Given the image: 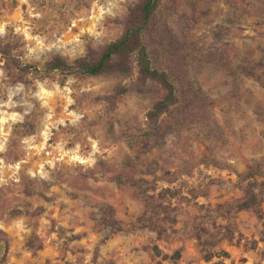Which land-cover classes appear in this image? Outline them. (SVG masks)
Instances as JSON below:
<instances>
[{"label": "rangeland", "instance_id": "374dc122", "mask_svg": "<svg viewBox=\"0 0 264 264\" xmlns=\"http://www.w3.org/2000/svg\"><path fill=\"white\" fill-rule=\"evenodd\" d=\"M135 1L0 0V264H264V0H159L148 51L196 100L170 130L135 74L41 71L118 39Z\"/></svg>", "mask_w": 264, "mask_h": 264}, {"label": "trees", "instance_id": "16d2710c", "mask_svg": "<svg viewBox=\"0 0 264 264\" xmlns=\"http://www.w3.org/2000/svg\"><path fill=\"white\" fill-rule=\"evenodd\" d=\"M159 0H136L127 9L124 20V30L122 35L113 41L108 42L101 50L94 51L87 49L84 57L68 62L61 57H53L46 62L42 72H60L64 77L72 74L85 76H101L106 74H117L122 76L136 75L134 87L138 91H144L148 86H157L162 90V96L156 100L146 113V120L149 128L161 129L164 126L163 118L165 114L174 111L181 115L174 118V124H180L184 117H189L195 110L196 100L187 95L190 90V82H182L184 72V62L171 65L173 74L177 75L178 81L182 83V93L186 96L179 97L176 86L172 81L166 68L155 66L148 51L146 39L153 31L154 19ZM6 56V51L0 49ZM181 57H184L183 55ZM184 58H181L183 60ZM38 72V68L32 65H23L19 69L21 76L25 70ZM22 83H29L23 81ZM189 89H185V85ZM129 89L125 86L119 87L111 96L117 98L126 93ZM198 104V103H197ZM165 130H170L169 126H164ZM257 199L252 190L245 192V198L238 204L239 208L248 209L255 205ZM110 227H119L113 221H108Z\"/></svg>", "mask_w": 264, "mask_h": 264}, {"label": "water", "instance_id": "95a60500", "mask_svg": "<svg viewBox=\"0 0 264 264\" xmlns=\"http://www.w3.org/2000/svg\"><path fill=\"white\" fill-rule=\"evenodd\" d=\"M2 248H3L2 245H0V253L2 252Z\"/></svg>", "mask_w": 264, "mask_h": 264}]
</instances>
